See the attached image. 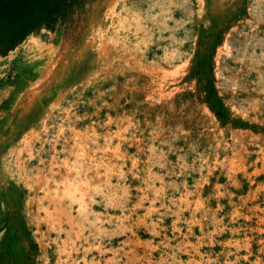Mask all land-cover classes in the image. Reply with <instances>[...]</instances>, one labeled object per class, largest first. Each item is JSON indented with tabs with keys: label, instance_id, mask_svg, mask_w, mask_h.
I'll list each match as a JSON object with an SVG mask.
<instances>
[{
	"label": "rangeland",
	"instance_id": "1",
	"mask_svg": "<svg viewBox=\"0 0 264 264\" xmlns=\"http://www.w3.org/2000/svg\"><path fill=\"white\" fill-rule=\"evenodd\" d=\"M124 1L0 56V264H264V0Z\"/></svg>",
	"mask_w": 264,
	"mask_h": 264
},
{
	"label": "trees",
	"instance_id": "2",
	"mask_svg": "<svg viewBox=\"0 0 264 264\" xmlns=\"http://www.w3.org/2000/svg\"><path fill=\"white\" fill-rule=\"evenodd\" d=\"M80 0H0V56L58 7Z\"/></svg>",
	"mask_w": 264,
	"mask_h": 264
},
{
	"label": "bare ground",
	"instance_id": "3",
	"mask_svg": "<svg viewBox=\"0 0 264 264\" xmlns=\"http://www.w3.org/2000/svg\"><path fill=\"white\" fill-rule=\"evenodd\" d=\"M167 1L169 0H134V1H131L130 0H126L124 1V10H123V14L121 16H112L111 18L114 20L113 22H116L117 23V29H119V33L118 32H115L117 34L115 35H119L120 34V37L117 36V38L114 40V43L110 42L108 44H110L111 46L113 45V49L117 50L118 52L116 53H120V54H123L125 58H128V59H135V54L136 53L135 51L137 50V46L132 44V38L129 39V35L131 33H139L141 32V30H143L146 25H147V21H148V17L150 15L149 14V11L151 9H154L155 7L157 6H160V5H164L166 6L167 4ZM147 5V10L143 11L144 7ZM152 11V10H151ZM113 24V23H112ZM133 25V26H132ZM130 26V27H129ZM129 27V28H128ZM114 34H112L113 36ZM115 37V36H114ZM119 37V38H118ZM134 37V36H133ZM229 37H230V34L226 37V41L225 43H227L229 41ZM98 39V42H99V45L104 47V39L102 37H97ZM113 39V37H112ZM131 40V41H129ZM116 41V42H115ZM228 45V44H227ZM227 49V48H226ZM111 50V49H110ZM109 50V51H110ZM106 51V50H105ZM138 52V51H137ZM107 53V52H105ZM117 56V55H116ZM115 56V57H116ZM120 56V55H119ZM106 58V57H105ZM123 58V57H122ZM146 59V58H145ZM144 59V60H145ZM119 60V59H118ZM127 60V59H126ZM116 61V60H115ZM114 61V62H115ZM117 62V61H116ZM136 66V65H135ZM145 71V70H144ZM148 72V71H147ZM146 72V73H147ZM169 107V106H168ZM167 107V108H168ZM200 112V111H198ZM199 114V113H198ZM197 114V115H198ZM204 121V120H203ZM200 126V125H199ZM196 131V130H195ZM194 132V131H193ZM204 132V131H203ZM202 133V132H201ZM154 134V133H153ZM192 136V135H191ZM204 136V135H203ZM201 138V136H200ZM204 138V137H203ZM202 141V140H201ZM200 141V142H201ZM204 141V139H203ZM206 141V140H205ZM26 143H29V142H26ZM207 144V143H206ZM27 148L29 147V144H27ZM31 145V144H30ZM209 146V145H208ZM210 148V146H209ZM31 149V148H30ZM206 149V148H205ZM29 150V149H28ZM84 150V149H83ZM85 151V150H84ZM198 151V150H197ZM207 151V149H206ZM209 152V151H208ZM74 154V153H73ZM208 154V153H207ZM83 155V154H82ZM88 155V154H87ZM209 155V154H208ZM210 156V155H209ZM50 167H52V164L50 163ZM50 178H54L56 179L55 177V171L53 170V168H51L50 170ZM50 184V183H49Z\"/></svg>",
	"mask_w": 264,
	"mask_h": 264
}]
</instances>
